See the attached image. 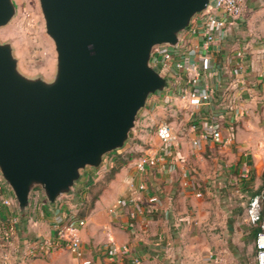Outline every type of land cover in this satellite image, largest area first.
Masks as SVG:
<instances>
[{"label":"crops","instance_id":"crops-1","mask_svg":"<svg viewBox=\"0 0 264 264\" xmlns=\"http://www.w3.org/2000/svg\"><path fill=\"white\" fill-rule=\"evenodd\" d=\"M190 37L193 45L199 44L197 36ZM211 51L215 67L202 73L201 83L212 89V97L206 105L192 104L197 127L191 124L179 136L165 164L161 161L144 171L136 168L137 157L158 152L161 141L157 135L150 142L135 138L126 151L138 154L120 169L85 216L81 228L84 257L67 246L47 247L55 234L56 207L67 217L77 211V198L71 191L64 194L62 204H57L60 200L52 204L36 189L27 213H21L17 205L1 212L19 215L6 247L10 264H124L123 254L117 260L109 258L112 242L129 243L143 264H241L254 155L246 126L264 112V0H246L241 14L217 31ZM187 77L182 72L178 79L186 85ZM213 112L236 119L235 141L223 146L203 138L194 145L193 139L207 127ZM94 174L83 172L79 188H88L102 175ZM141 184L146 188L140 189ZM119 198L123 204L117 203ZM4 235L0 229V264Z\"/></svg>","mask_w":264,"mask_h":264},{"label":"water","instance_id":"water-1","mask_svg":"<svg viewBox=\"0 0 264 264\" xmlns=\"http://www.w3.org/2000/svg\"><path fill=\"white\" fill-rule=\"evenodd\" d=\"M39 1L54 77L25 74L0 40V171L21 213L35 189L55 202L125 146L140 110L169 84L151 63L155 49L176 45L211 0ZM15 14L14 0H0V27Z\"/></svg>","mask_w":264,"mask_h":264},{"label":"built area","instance_id":"built-area-1","mask_svg":"<svg viewBox=\"0 0 264 264\" xmlns=\"http://www.w3.org/2000/svg\"><path fill=\"white\" fill-rule=\"evenodd\" d=\"M245 1L211 0L204 11L195 15L191 25L187 28V33L181 34L180 41L176 45L165 44L155 49L151 63L168 78L169 84L165 89L168 95L179 93L184 100L194 105L210 103L212 89L201 83L202 73L210 72L215 67L211 50L217 37V31L228 26L234 18L241 14ZM191 35L200 39L199 44L193 45ZM182 72L188 75L186 85L180 83L178 79ZM211 116L200 136L193 139V144H199L203 138L211 139L223 146L234 142L237 136L236 119L228 118L227 120L221 112H213ZM193 127H197V122L193 123ZM157 133L161 141L160 149L158 152H146L137 157L135 166L140 171L161 161L165 164L166 158L174 154L175 146L179 142V134L172 123L166 120L161 121L158 124ZM139 188L144 189L146 185L141 184ZM40 192L43 194V191L40 190ZM36 197L39 198L40 193H37ZM117 203L123 204L124 200L119 198ZM14 204L16 202L13 192L0 171V207ZM60 210V206L55 209V234L52 239L48 240L47 247L67 246L76 256L83 258L81 228L86 224V218L77 216L76 212H71L64 217ZM141 211L146 212L144 209ZM248 215L250 221L259 227L255 236L256 264H264V190L251 198ZM18 221L19 215L13 214L5 226L2 264H10L6 247L11 242V236L16 230ZM109 247L108 255L111 260H117L118 255L123 254L124 264H143L142 258L129 243L112 242Z\"/></svg>","mask_w":264,"mask_h":264},{"label":"rangeland","instance_id":"rangeland-1","mask_svg":"<svg viewBox=\"0 0 264 264\" xmlns=\"http://www.w3.org/2000/svg\"><path fill=\"white\" fill-rule=\"evenodd\" d=\"M14 2L16 4V14L6 25L0 27V40L12 42L15 55L19 59L21 71L30 76L40 74L47 79H52L56 72L57 51L54 40L46 31L40 1L14 0ZM162 94L152 95L147 106L140 110L136 125L131 130L130 137L122 150H131V145H133L136 137L139 140L150 142L155 135L158 136L157 127L161 121L171 122L179 136H184L187 132V127L196 122V119H194L196 115H193L194 106L190 102L184 101L180 96L181 94L173 95L175 96L173 100L167 97V93L160 97ZM246 129L248 138H251L253 142L250 150L254 154L253 159L250 161L248 183L251 184L248 187V195L251 197L252 195L260 194L264 190V112L261 111L259 115L255 116L253 122H249ZM113 156V153L107 155L104 161L105 165L103 164V166L96 168L97 171H95L94 167H88L84 170V174L89 173L91 175L92 172L93 174L96 172L94 175L97 176L103 174ZM81 179L82 177L78 180V183ZM78 183H76L72 191L76 192L78 190ZM37 189L40 191L39 189L41 188ZM43 196H45L44 192ZM250 197L245 204V216L247 219L244 221L246 228L244 241L241 243V264H256L255 236L253 233L256 225L250 221L248 215L249 202L253 196ZM64 198V195L58 197L56 201H60L57 204H62Z\"/></svg>","mask_w":264,"mask_h":264},{"label":"trees","instance_id":"trees-1","mask_svg":"<svg viewBox=\"0 0 264 264\" xmlns=\"http://www.w3.org/2000/svg\"><path fill=\"white\" fill-rule=\"evenodd\" d=\"M113 153L114 156L111 157L107 169L103 172V174L94 182H92L88 188H78L76 192L72 191L71 195L75 196L78 201V209L76 211V215L79 217H85L88 215L94 208L96 200L99 198L100 194L103 190L108 186L109 182L116 176V174L120 171V169L128 164L132 159L136 157L138 153L134 151H124L121 149L109 152L105 155V160L107 155ZM105 165V162H104ZM54 203V202H50ZM3 208L0 207V229L5 230V226L7 225L10 216H4L1 212ZM259 227L258 225L254 228V234L256 236Z\"/></svg>","mask_w":264,"mask_h":264}]
</instances>
